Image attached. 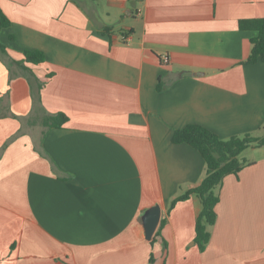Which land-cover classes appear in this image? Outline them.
I'll return each mask as SVG.
<instances>
[{"label":"crops","instance_id":"0c3cea01","mask_svg":"<svg viewBox=\"0 0 264 264\" xmlns=\"http://www.w3.org/2000/svg\"><path fill=\"white\" fill-rule=\"evenodd\" d=\"M0 264H264V149L217 188L176 130L264 126V64H243L264 0H0ZM37 50L44 63L23 64ZM168 56L169 63H161ZM68 117L47 129V115ZM263 148V147H261ZM259 154V153H258ZM158 205L151 240L142 216ZM157 233V234H156ZM152 259V262L150 261Z\"/></svg>","mask_w":264,"mask_h":264},{"label":"trees","instance_id":"16d2710c","mask_svg":"<svg viewBox=\"0 0 264 264\" xmlns=\"http://www.w3.org/2000/svg\"><path fill=\"white\" fill-rule=\"evenodd\" d=\"M9 25V19L0 9V31ZM238 29L256 33V36L250 40L251 51L243 64L251 65L258 62L264 64V17L240 20ZM0 49L4 50V47L0 45ZM22 56L23 64L40 65L45 61L43 53L37 50H26ZM67 121L68 117L65 114L56 113L47 115L43 126L47 129L61 128ZM171 142L189 145L199 153L205 163V176L202 181L174 199L170 206L193 196L199 199L201 211L195 223L194 241L200 250H204L210 239L207 228L213 226L216 220L217 188L226 176L237 175L246 166V163L240 159V155L249 147H263L264 136L255 138L246 134L242 137L233 136L222 140L207 128L191 124L176 130L172 135ZM150 261L152 262V259Z\"/></svg>","mask_w":264,"mask_h":264},{"label":"water","instance_id":"95a60500","mask_svg":"<svg viewBox=\"0 0 264 264\" xmlns=\"http://www.w3.org/2000/svg\"><path fill=\"white\" fill-rule=\"evenodd\" d=\"M161 218V209L158 205L148 209L142 216V225L146 240H151Z\"/></svg>","mask_w":264,"mask_h":264},{"label":"rangeland","instance_id":"374dc122","mask_svg":"<svg viewBox=\"0 0 264 264\" xmlns=\"http://www.w3.org/2000/svg\"><path fill=\"white\" fill-rule=\"evenodd\" d=\"M250 136L255 137V138L263 137L264 136V126L261 128L260 131L255 133L254 136L253 135H250ZM240 137H242V136H240ZM262 149H264V146H263V148H261V147L260 148L249 147L240 155V159L243 160V162H245V163L250 162L252 158L259 157L262 154V152H260V151H262Z\"/></svg>","mask_w":264,"mask_h":264},{"label":"built area","instance_id":"2783aa9c","mask_svg":"<svg viewBox=\"0 0 264 264\" xmlns=\"http://www.w3.org/2000/svg\"><path fill=\"white\" fill-rule=\"evenodd\" d=\"M161 63L164 64V65H167V64L169 63V58H168V56L163 55V56L161 57Z\"/></svg>","mask_w":264,"mask_h":264}]
</instances>
